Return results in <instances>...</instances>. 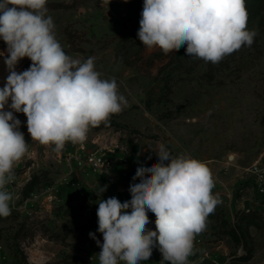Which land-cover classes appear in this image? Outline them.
Segmentation results:
<instances>
[{
	"label": "rangeland",
	"instance_id": "rangeland-1",
	"mask_svg": "<svg viewBox=\"0 0 264 264\" xmlns=\"http://www.w3.org/2000/svg\"><path fill=\"white\" fill-rule=\"evenodd\" d=\"M58 3L65 8H54ZM143 4L47 0V15L65 53L82 61L93 57L102 79L115 78L127 106L90 127L84 142H66L60 150L31 140L26 117L14 115L21 121L28 151L14 165L7 185L13 201L11 214L0 217V264H71L78 258L99 264L96 240L103 243L102 234L92 229L64 239L62 226L80 209L97 212L101 198L129 201L130 185L140 182L132 179L137 168L157 163L161 144L173 157L204 162L219 200L198 234L203 243L188 259L196 260L204 249L234 255L243 247L252 251V258L259 253V260L264 259V199L249 195L258 204L248 219L241 212L246 210L236 206L243 190L251 188L246 175H236L238 159L254 162L264 149V9L247 24L257 32L253 44L225 56L226 65L209 81L207 62L188 55L183 46L165 54L142 44L137 33ZM0 52L7 54L2 39ZM23 60L19 73L32 64L28 57ZM104 186L106 191L97 196ZM221 190H227L225 195ZM146 230L156 231V226ZM139 264L169 262L163 261L157 244Z\"/></svg>",
	"mask_w": 264,
	"mask_h": 264
},
{
	"label": "clouds",
	"instance_id": "clouds-1",
	"mask_svg": "<svg viewBox=\"0 0 264 264\" xmlns=\"http://www.w3.org/2000/svg\"><path fill=\"white\" fill-rule=\"evenodd\" d=\"M46 4L0 0V39L7 45L9 70L0 88V217L11 214L13 194L7 185L14 178V165L28 151L21 121L4 110L9 100L14 112L27 117L31 140L56 150L66 142H84L90 127L127 106L115 78L102 79L93 57L82 61L65 53ZM139 23L137 36L149 50L167 54L187 45L188 55L213 64L251 46L257 35L247 28L245 0H144ZM24 57L32 64L18 73L15 66ZM156 155L157 163L137 168L132 179L140 182L130 185L129 201L98 200L97 230L103 236V243L96 240L99 264H139L157 244L169 264H189L194 255L195 237L219 203L212 192V173L202 161L173 157L163 144ZM147 211L155 214L156 231L146 230ZM89 236L96 239L94 233Z\"/></svg>",
	"mask_w": 264,
	"mask_h": 264
},
{
	"label": "trees",
	"instance_id": "trees-1",
	"mask_svg": "<svg viewBox=\"0 0 264 264\" xmlns=\"http://www.w3.org/2000/svg\"><path fill=\"white\" fill-rule=\"evenodd\" d=\"M54 8H65L63 4H55L53 5ZM245 7L248 12V23L253 19L255 16H257L263 9H264V0H245ZM247 23V24H248ZM187 45L183 46L184 51H186ZM227 60L224 58L218 62L213 64L212 62H207V76L209 77V81H214L215 77L217 75V72L221 71L224 65H226ZM168 86V83H167ZM169 88V86H168ZM170 89V88H169ZM35 181H32L30 184H34ZM245 214V219L250 218L252 215H254V211H241ZM242 213V214H243ZM147 215L149 218V223L147 225L149 226H155V214L151 211H147ZM210 216V215H209ZM213 216V213L211 214ZM146 225V226H147ZM64 235L63 238L66 239L71 235H74L76 233H85L92 229H98V217L96 211H88L85 209H80L79 211L75 212V214L72 215L70 218V221L62 226ZM231 237L235 242L240 243L241 239L239 237V234L236 231L231 232ZM244 248V247H243ZM246 255L243 257H240L233 261L232 264H247L252 259V251H245ZM66 264V263H65ZM70 264V263H67ZM71 264H90L88 261L78 258V261Z\"/></svg>",
	"mask_w": 264,
	"mask_h": 264
},
{
	"label": "built area",
	"instance_id": "built-area-1",
	"mask_svg": "<svg viewBox=\"0 0 264 264\" xmlns=\"http://www.w3.org/2000/svg\"><path fill=\"white\" fill-rule=\"evenodd\" d=\"M246 178V183L251 185V190H254L260 197H264V149L258 159L249 167L244 169L243 176ZM249 189V188H247ZM203 243L202 238L196 235L194 240V247L200 246ZM246 255L244 249H240L236 254L230 255L222 252L220 249H204L200 252L199 257L189 264H232L236 259Z\"/></svg>",
	"mask_w": 264,
	"mask_h": 264
},
{
	"label": "crops",
	"instance_id": "crops-1",
	"mask_svg": "<svg viewBox=\"0 0 264 264\" xmlns=\"http://www.w3.org/2000/svg\"><path fill=\"white\" fill-rule=\"evenodd\" d=\"M254 162L251 161V162L243 163V162H240L238 159L237 167L239 169H238L236 175L242 177L243 169H246L247 167H249ZM248 183H251V182L249 181ZM221 191H223V190H221ZM225 191H227V190H224L222 195H225V193H224ZM252 194H255L257 197H260L258 194H256V192L254 190H251L250 187H249V189L243 190L241 199L237 200V205H236L237 211H240V210L249 211L250 209H253V206H256L258 204V203L252 202V200L249 198L250 197L249 195H252ZM223 199L224 198H222V200ZM260 199H264V197H260ZM256 254H257V256L253 257L252 260L249 261L250 264H264V259L259 260V258H258L259 253H256Z\"/></svg>",
	"mask_w": 264,
	"mask_h": 264
},
{
	"label": "water",
	"instance_id": "water-1",
	"mask_svg": "<svg viewBox=\"0 0 264 264\" xmlns=\"http://www.w3.org/2000/svg\"><path fill=\"white\" fill-rule=\"evenodd\" d=\"M7 56V54H4V56H0V88H3L6 84V78L9 75V70L7 68V65L5 64V57ZM23 58L17 63V65L15 66V71H17L19 73L21 66L23 65ZM11 104V100H9L8 104L5 105V111H13L14 115H23L25 116L23 113H16L14 112V110H12L9 105ZM26 117V116H25ZM27 119V117H26ZM230 159L233 158V156L231 155L229 157Z\"/></svg>",
	"mask_w": 264,
	"mask_h": 264
},
{
	"label": "bare ground",
	"instance_id": "bare-ground-1",
	"mask_svg": "<svg viewBox=\"0 0 264 264\" xmlns=\"http://www.w3.org/2000/svg\"><path fill=\"white\" fill-rule=\"evenodd\" d=\"M233 156V158L231 159V160H233L234 159V155H232Z\"/></svg>",
	"mask_w": 264,
	"mask_h": 264
}]
</instances>
